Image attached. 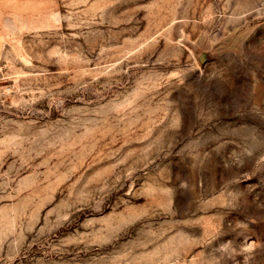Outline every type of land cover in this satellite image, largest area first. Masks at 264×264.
<instances>
[{
	"label": "rangeland",
	"instance_id": "374dc122",
	"mask_svg": "<svg viewBox=\"0 0 264 264\" xmlns=\"http://www.w3.org/2000/svg\"><path fill=\"white\" fill-rule=\"evenodd\" d=\"M0 38V264H264V0H0Z\"/></svg>",
	"mask_w": 264,
	"mask_h": 264
},
{
	"label": "water",
	"instance_id": "95a60500",
	"mask_svg": "<svg viewBox=\"0 0 264 264\" xmlns=\"http://www.w3.org/2000/svg\"><path fill=\"white\" fill-rule=\"evenodd\" d=\"M206 58H207V54H206V53H203V54L200 55V60H201L202 62L205 61Z\"/></svg>",
	"mask_w": 264,
	"mask_h": 264
},
{
	"label": "crops",
	"instance_id": "0c3cea01",
	"mask_svg": "<svg viewBox=\"0 0 264 264\" xmlns=\"http://www.w3.org/2000/svg\"><path fill=\"white\" fill-rule=\"evenodd\" d=\"M2 54V41H1V38H0V56Z\"/></svg>",
	"mask_w": 264,
	"mask_h": 264
}]
</instances>
